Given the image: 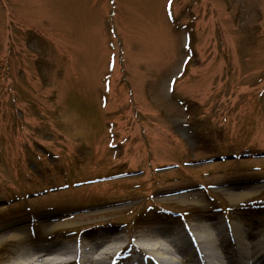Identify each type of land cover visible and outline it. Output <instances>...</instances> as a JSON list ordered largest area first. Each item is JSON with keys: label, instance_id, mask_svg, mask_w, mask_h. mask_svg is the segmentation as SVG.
Masks as SVG:
<instances>
[{"label": "rangeland", "instance_id": "374dc122", "mask_svg": "<svg viewBox=\"0 0 264 264\" xmlns=\"http://www.w3.org/2000/svg\"><path fill=\"white\" fill-rule=\"evenodd\" d=\"M257 199L264 0H0V264Z\"/></svg>", "mask_w": 264, "mask_h": 264}, {"label": "bare ground", "instance_id": "6f19581e", "mask_svg": "<svg viewBox=\"0 0 264 264\" xmlns=\"http://www.w3.org/2000/svg\"><path fill=\"white\" fill-rule=\"evenodd\" d=\"M183 225L135 236L98 232L80 240L84 245L78 250L61 243L30 249L17 246L8 264H112L126 250V242L144 264H264V219L238 226L201 218ZM4 241L5 234L0 233V243Z\"/></svg>", "mask_w": 264, "mask_h": 264}, {"label": "trees", "instance_id": "16d2710c", "mask_svg": "<svg viewBox=\"0 0 264 264\" xmlns=\"http://www.w3.org/2000/svg\"><path fill=\"white\" fill-rule=\"evenodd\" d=\"M251 153V152H250Z\"/></svg>", "mask_w": 264, "mask_h": 264}]
</instances>
